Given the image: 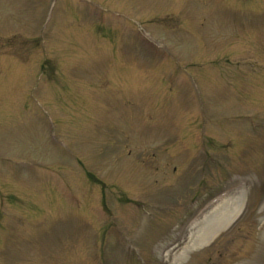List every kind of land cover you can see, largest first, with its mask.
I'll use <instances>...</instances> for the list:
<instances>
[{"label": "rangeland", "instance_id": "obj_1", "mask_svg": "<svg viewBox=\"0 0 264 264\" xmlns=\"http://www.w3.org/2000/svg\"><path fill=\"white\" fill-rule=\"evenodd\" d=\"M69 1L0 0V58L9 52L12 59L27 52L26 40L37 30L54 44L53 48L47 44L44 53H27V64L21 56L17 63H6L28 75L32 72V77L23 87L8 85L6 78L0 80V102L15 101L10 106L27 108L22 114L18 110L12 123L8 120L0 126V150L8 156L33 153L43 155L47 164L63 163L43 179L29 160L23 164L9 157L0 165V187L34 200V210L21 201L3 210L8 218L0 227V264H196L214 246L218 256L222 249L217 244L225 236V250L235 254L219 264H264V180L259 182L263 191H258V203L246 214L242 210L253 184L214 210L221 201L214 206L204 202L227 178L224 171L209 165L207 186L199 193L201 198L190 204L193 192L188 185L200 182L201 175L196 140L186 135L185 145L172 147L173 155L157 152L167 139L179 136L181 126L186 130L184 122L195 112L201 117L194 125L196 132L205 130V118L209 130L217 128L210 131L215 145L230 140L243 143L240 157L235 151L230 155L217 151L216 161L227 159V169L238 166L239 160L248 166L258 164V176L264 179V140L258 139L264 138V130L257 134L264 126V0H104L120 11L102 8L112 18L102 25L91 23L84 14L83 18L70 17ZM113 19L129 34L126 39L113 37L117 23ZM150 22L157 23H151V31L162 38L146 30L163 46L160 49L152 47L139 30V24ZM170 30L176 34L169 35ZM74 31L83 36L70 38ZM15 35L21 42H8ZM233 48L236 61L227 54ZM166 52L173 55L167 62L172 67L161 71L162 63L169 59ZM43 58L55 61L56 75L48 69L46 74L39 72L37 65ZM234 72H239V78ZM203 73H216L217 77ZM159 86L169 94L158 90ZM44 117L50 121L48 134L38 124ZM112 128H120L118 140H127L126 150H117ZM153 152L158 154L156 158ZM142 154L147 155L144 162H140ZM80 159L97 173L107 190L82 173ZM172 166L180 172L174 175ZM237 172H241L238 167ZM111 187L116 188L112 191ZM78 189L89 204L76 211L58 194H66L73 208ZM56 195L58 205L36 201L45 198L49 202ZM103 197L119 224L144 248H136L140 261L132 255L135 250L118 246V239L107 238L103 225L95 221ZM133 199L169 206L171 212L160 213L148 230L144 212L130 203ZM11 200L0 195V201ZM198 208L209 218L196 224L187 222ZM18 213L35 224L20 228L15 223L9 230L10 216ZM219 214L224 218L217 225ZM40 221L47 226L37 230ZM236 226L239 230L231 232ZM160 229L166 233L158 235ZM207 230L214 232L203 242L201 235Z\"/></svg>", "mask_w": 264, "mask_h": 264}]
</instances>
